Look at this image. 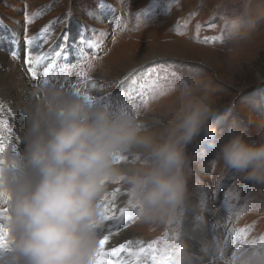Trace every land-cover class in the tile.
<instances>
[{
    "label": "clouds",
    "instance_id": "clouds-1",
    "mask_svg": "<svg viewBox=\"0 0 264 264\" xmlns=\"http://www.w3.org/2000/svg\"><path fill=\"white\" fill-rule=\"evenodd\" d=\"M261 25L264 9L246 5L235 17H221L218 43L240 48ZM256 78L264 82L258 72ZM168 97L174 98L168 110L154 115L161 126L155 132L123 102L90 101L58 82L32 93L20 108L22 148L0 152V192L10 196L0 264H91L112 183L126 187L134 222L171 232L173 264H264V234L232 252L231 241L205 224L202 204L193 212L196 222L185 224L187 149L197 138L222 135L212 124L219 106L208 86L192 78L170 83L157 99ZM226 131L213 162L222 174L264 187V120L238 117ZM254 200L245 211L255 210Z\"/></svg>",
    "mask_w": 264,
    "mask_h": 264
},
{
    "label": "rangeland",
    "instance_id": "rangeland-1",
    "mask_svg": "<svg viewBox=\"0 0 264 264\" xmlns=\"http://www.w3.org/2000/svg\"><path fill=\"white\" fill-rule=\"evenodd\" d=\"M246 5L253 10L264 9V0H0V75L16 91L34 93L42 86L44 69L55 62L53 75L68 66L69 80L50 82L75 85L82 95L91 94L96 99L112 94V103L122 96L119 103L130 108L142 103L137 95L140 89L151 95L149 88L153 84L168 86L180 78L203 81L219 106L212 124L222 130V135L211 142L197 138L188 146L191 160L185 224L196 222L193 212L206 197L204 222L209 227L215 225V232L222 238L228 237L231 229H243L246 238L260 236L264 234V187L231 173L222 174L220 166L213 162L230 121L238 117L264 120V82L256 78L257 72L264 76V25L240 48L222 46L211 39L216 36L222 16L235 17ZM26 37L34 38L32 44ZM62 48L65 54L55 56ZM42 50L48 59L35 66L37 75L33 77L24 57ZM138 73L140 79L134 78ZM173 99H150L149 111L140 108V118L152 131L161 130L154 115L168 110ZM12 103L9 101L10 106ZM10 135L0 108V142L5 152L12 149ZM117 188L120 191L114 202L119 209L127 206L126 187L112 183L105 194L110 196ZM252 198L255 210L237 217L236 212ZM5 207L7 204L0 200V208ZM122 229L144 248L154 241L159 248L165 233L171 237L164 226L136 223L134 217ZM113 238L117 244L124 242L120 231ZM241 243L231 242V251L238 250ZM138 259L141 264H152L150 254ZM208 259L205 257V261ZM129 261L135 264L133 258Z\"/></svg>",
    "mask_w": 264,
    "mask_h": 264
},
{
    "label": "snow or ice",
    "instance_id": "snow-or-ice-1",
    "mask_svg": "<svg viewBox=\"0 0 264 264\" xmlns=\"http://www.w3.org/2000/svg\"><path fill=\"white\" fill-rule=\"evenodd\" d=\"M26 17V21H27ZM44 33L42 32L41 35ZM28 44H32L34 38L26 37L25 38ZM212 40L218 41L219 37L215 36L211 38ZM47 43V42H45ZM65 52L63 51V48L61 51H57L55 53V56L59 57L64 55ZM15 55V54H13ZM48 59L47 54L42 50L39 52V54L32 55L31 52L25 55L24 57V63L28 66V72L35 77L37 75L36 65H40L42 62H45ZM87 59V58H85ZM88 67L91 68L93 65L91 63V60L87 61ZM57 67L56 63L53 62L52 64H48V66L43 71V80L42 85H46L50 82L52 79H60L64 78L65 80L68 79L67 73L68 68H61L59 71V74L53 75L55 68ZM75 67H80V65H76ZM172 75L175 77L176 73L173 72ZM166 87L164 84H153L150 86L149 91L151 95L144 94V90L140 89L137 93V95L142 99V103L138 106H133L134 111H140V108H147L149 104V100L157 99L165 94ZM72 88L78 93L81 94V90L76 87L75 85H72ZM92 88H96V84L92 83ZM133 91H136L135 89ZM84 97L88 100H94L93 96L84 93ZM122 98V96H117L115 98V102L119 103V100ZM130 99H135L137 97L129 96ZM100 100L104 102H113L112 94H109L105 97H100ZM0 108H3V105L0 104ZM11 126L9 125V131H11ZM17 143H13L11 145L13 150H16L20 143H22V138L17 136L16 138ZM5 151V146L2 142H0V152ZM5 161L3 159H0V164H4ZM119 189H115L111 192L110 196L108 194H105L103 197L104 202L102 204V223L99 225V230H102L104 234L101 235L99 248L91 261V264H131L129 260L120 259L119 257L123 253H127V255L135 260V264H141V261L138 259L141 254H144L145 256L151 255V261L152 264H173L172 257L170 255L171 247L169 244V236L167 233L163 236V243L162 245L157 248L154 245L156 242H152L148 245L147 248L141 247L138 250H133L132 248V241H126L121 242L116 246L106 247L109 245L110 239L114 236L119 234V231L122 227H125L128 222L129 218L133 217L136 205L132 204L128 193V202L127 206L119 207L117 211L116 203L114 202L117 198V193L119 192ZM10 199V196L6 195L3 192H0V200H3L6 204L8 200ZM206 200L202 199L201 204L203 206L206 205ZM248 207V204H245L243 207L239 209L238 212H236V216L239 217L240 214H242ZM229 209L231 210V206H229ZM8 208H0V248H4L8 244V229L5 227V221L8 219L7 216ZM215 229V225H213ZM115 229L116 231H113ZM229 239L232 243H235L237 241L243 242L246 237L244 235V230H236L231 229L229 232V236L226 237Z\"/></svg>",
    "mask_w": 264,
    "mask_h": 264
},
{
    "label": "bare ground",
    "instance_id": "bare-ground-1",
    "mask_svg": "<svg viewBox=\"0 0 264 264\" xmlns=\"http://www.w3.org/2000/svg\"><path fill=\"white\" fill-rule=\"evenodd\" d=\"M155 48V47H154ZM157 51V50H156ZM153 52V51H152ZM159 53V52H158ZM152 55V54H151ZM5 64V63H4ZM68 65V64H67ZM66 66V65H65ZM68 67V66H67ZM2 73V72H1ZM8 73V72H7ZM6 73V74H7ZM4 74V73H3ZM9 74V73H8ZM69 74V73H68ZM74 74V73H73ZM19 75V74H18ZM20 77V76H19ZM105 78V77H104ZM116 78V77H115ZM134 78L140 79V74L138 73V75H134ZM132 78V79H134ZM65 80V79H63ZM69 80V79H68ZM60 81V80H59ZM66 81V80H65ZM141 81V80H140ZM10 81L5 79V76H1L0 75V96L2 97V105L3 108H1L2 110H4V119L6 121V127L8 129V132L10 135L11 140L13 141V143H17L16 141V137L19 136L22 138V129L24 127V119L20 113V108L21 106L26 102L27 98L33 93H28V92H22L20 90L16 91L15 89H13V87L9 84ZM26 82V81H25ZM23 83V82H22ZM21 83V84H22ZM73 83V82H72ZM12 84V83H11ZM23 85V84H22ZM72 87V86H71ZM34 89V88H33ZM25 90V89H23ZM101 93H105L104 91H101ZM91 95V94H90ZM25 96V99H23ZM126 100V99H125ZM124 100V101H125ZM9 101H12L13 105H9ZM6 112V113H5ZM9 125L11 126V131H9ZM8 136V135H7ZM10 141V140H9ZM22 148V143H20V146ZM118 189V188H117ZM110 190V189H109ZM123 197V195H122ZM118 211V209H117ZM187 223V222H186ZM123 228V227H122ZM120 229V233H122L123 235V241H132L131 238L129 237V233L125 230V229ZM127 228V227H126ZM128 229V228H127ZM113 231H116L115 229H113ZM100 232V237L103 233L102 230H99ZM122 237V236H121ZM121 237H119L121 239ZM129 237V238H128ZM111 241V240H110ZM118 241V240H117ZM122 241V240H121ZM132 248L133 250H138L139 248H141L142 246L140 245L139 242L137 241H132ZM118 245L117 242L115 243L114 238L112 242H109V245H107L106 247H111V246H116ZM139 246V247H138ZM124 257L121 255L119 258L125 259V260H131L132 258L129 257L127 255V253H124ZM144 255V254H141ZM145 256V255H144Z\"/></svg>",
    "mask_w": 264,
    "mask_h": 264
}]
</instances>
